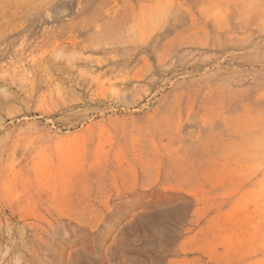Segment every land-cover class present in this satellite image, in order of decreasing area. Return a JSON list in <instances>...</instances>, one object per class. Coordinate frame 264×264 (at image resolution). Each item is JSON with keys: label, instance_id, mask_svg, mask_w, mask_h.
Returning <instances> with one entry per match:
<instances>
[{"label": "rangeland", "instance_id": "rangeland-1", "mask_svg": "<svg viewBox=\"0 0 264 264\" xmlns=\"http://www.w3.org/2000/svg\"><path fill=\"white\" fill-rule=\"evenodd\" d=\"M0 264H264V0H0Z\"/></svg>", "mask_w": 264, "mask_h": 264}]
</instances>
